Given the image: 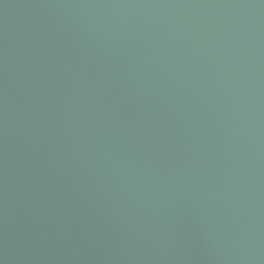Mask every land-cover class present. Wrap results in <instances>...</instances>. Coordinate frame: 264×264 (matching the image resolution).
<instances>
[{
  "label": "water",
  "instance_id": "95a60500",
  "mask_svg": "<svg viewBox=\"0 0 264 264\" xmlns=\"http://www.w3.org/2000/svg\"><path fill=\"white\" fill-rule=\"evenodd\" d=\"M0 264H264V0H0Z\"/></svg>",
  "mask_w": 264,
  "mask_h": 264
}]
</instances>
